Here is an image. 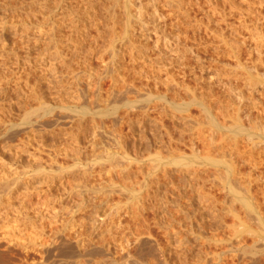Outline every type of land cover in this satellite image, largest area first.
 Listing matches in <instances>:
<instances>
[{
    "label": "rangeland",
    "instance_id": "374dc122",
    "mask_svg": "<svg viewBox=\"0 0 264 264\" xmlns=\"http://www.w3.org/2000/svg\"><path fill=\"white\" fill-rule=\"evenodd\" d=\"M110 1L66 0L65 9L61 5L56 9V0H0V13L5 14L8 24L0 36V175L17 169L23 175L9 197L12 199L5 196L0 203V264H264V233L254 234L260 223L242 201L246 197L264 215V138H257L260 144L251 164L239 162L237 156V160L232 159L230 147L225 148L228 151L223 149V154L213 145L207 147L206 139L203 142L206 136L203 140L195 137L197 130L205 135L213 131L207 114L197 103L200 100L220 125L235 129L239 122L246 130L264 131V0H193L190 5L184 0L189 18L181 23L164 6L169 15L168 32L181 29L184 33L181 45L172 44L178 48L174 51L178 55L171 52L172 47L170 50L161 45L159 50L166 58L161 68L157 62L162 53L153 49L156 36L152 34L149 39L136 34V45L146 44L151 58H159L145 64L136 54L131 62L127 49L131 45L124 48L118 38L115 47H122L123 54L115 62V74L110 73ZM147 2L131 0L130 8L136 13L138 6L145 7ZM119 9L117 18L122 19L123 9ZM120 22L116 25L119 33L124 27ZM195 23H200L198 28L193 26ZM41 57L48 61L49 68ZM118 69L125 76L122 87L128 90L122 95L117 94L122 87L115 83ZM154 72L161 82L157 83ZM75 74L79 76L76 87L63 90ZM60 75L63 87L55 82ZM50 76L55 79L54 86ZM15 80L25 88L23 93L14 85ZM27 81L36 83L35 91L39 90L41 99H27L29 94L24 92L31 85ZM76 88L83 94L80 102L73 98ZM126 98L135 101L136 107L124 106ZM43 101L54 107L58 121L46 118L48 124L43 128L28 125L23 120L27 110L39 107ZM252 101L257 105L250 106ZM67 102L73 108L78 103L79 114L57 108ZM187 103L183 114L175 108ZM116 105L118 110L111 114ZM183 117L189 118L192 125ZM214 134L219 142L222 134ZM244 138L240 137L238 143L240 150H247L244 158L249 159L251 146ZM229 140L224 142L226 147L234 141ZM195 153L219 158L223 155L235 169L223 163L215 166L195 161ZM124 155H130L131 161L125 162ZM176 158L193 163L190 167L175 164ZM255 159L258 163H253ZM115 163H124V167L118 168ZM230 184L236 191L230 190ZM234 213L249 218L248 224L235 226ZM238 231L241 235L236 234ZM159 247L165 250L163 254L157 251ZM221 252H225L223 260L217 257ZM128 254L131 258L125 261Z\"/></svg>",
    "mask_w": 264,
    "mask_h": 264
},
{
    "label": "bare ground",
    "instance_id": "6f19581e",
    "mask_svg": "<svg viewBox=\"0 0 264 264\" xmlns=\"http://www.w3.org/2000/svg\"><path fill=\"white\" fill-rule=\"evenodd\" d=\"M5 1V0H4ZM12 1V0H11ZM55 1V0H54ZM112 1V3H111V12L108 10V14H110V15H108L109 16V19H110V22H111V32L113 33V41H112V43L110 42V44H111V49H110V51L109 52H111V61H112V65H113V67L111 68V72L110 73H114V69H115V67L117 66H115L114 67V65L117 63L116 61H118L119 59L121 60V57H122V54H123V50H121L122 49V47L120 48V49H116V44H115V42H116V40L119 38L120 39V43H121V45L123 46L124 45V48H125V45H127V46H129V45H131V46H129V48H127L128 50V53H129V57H130V61L131 62H134L135 60H136V58H135V56H136V54L138 55V59L140 58L141 59V61L142 62H144L145 64H149V63H153L154 61H153V59L155 60V58H157V57H155V58H151V56H150V53H149V49H147V47H146V44H144V43H142V42H140V43H142V44H137L136 45V41L134 42L133 40H134V35L136 36V34H138V36H141V37H145V38H149L150 39V37L152 36V34H154L155 36H156V38L154 37V39H155V43H154V48L153 49H160V46L161 45H165V46H168V48L170 49L171 47H172V44L174 45V47L175 46H179V45H181L182 44V39H181V35L182 34H184V33H182V31H180L179 29H177V31L175 32V33H173V31H175V30H173V31H171L172 33H170V32H168V30H167V19L169 18V15L168 14H166L165 12H164V6H166V7H168V8H166L167 10L169 9L170 10V12H171V14L172 15H174V16H176L175 18L176 19H178V21L181 23L182 21L181 20H185V19H187V18H189L188 17V9H186V7L184 8V5H183V1L184 0H148L149 2H147L148 4H147V6H145L144 7V5H140V6H138L139 7V9L136 11V13H133L132 12V10H131V8H130V2H131V0H122V2H121V0H111ZM110 1V2H111ZM193 0H188L187 2V5H190L191 4V2H192ZM195 1V0H194ZM193 1V2H194ZM2 2V1H1ZM51 2V1H50ZM64 2H65V4L67 3L66 2V0H56V9L61 5L62 7H64L63 6V4H64ZM3 3V2H2ZM8 3H10L9 1H8ZM20 3V2H19ZM121 3H122V8H121ZM6 4V3H5ZM4 4V5H5ZM11 4V3H10ZM17 4V3H16ZM15 4V5H16ZM21 4V3H20ZM186 4V3H185ZM197 4V3H196ZM2 4H0V6H1ZM18 5V4H17ZM24 5V4H23ZM6 6V5H5ZM10 6H12V5H10ZM19 7H20V5H18ZM70 6V5H69ZM202 6V5H201ZM200 6V7H201ZM2 7V6H1ZM14 7V6H13ZM66 7V6H65ZM65 7H64V9H65ZM5 8V7H4ZM18 8V7H17ZM48 8V7H47ZM53 9H52V11L55 9V7H52ZM69 7H67V9H68ZM118 8H120L119 10H121V9H123V10H121V11H123L122 13L123 14H121L122 15V19H120V17H119V19L117 18V16H120V15H117V13L119 12H117V10H118ZM19 9V8H18ZM64 9L62 10H59L60 12H62V11H64ZM189 9H191V8H189ZM3 10V9H2ZM6 10V9H5ZM32 10V9H31ZM77 10V9H76ZM4 11V10H3ZM28 11H30V9L28 10ZM38 11V10H37ZM37 11H35V12H37ZM58 11V10H57ZM58 11V12H59ZM5 12V11H4ZM34 12V11H33ZM40 12V11H39ZM38 12V13H39ZM54 12V11H53ZM117 12V13H116ZM148 14H147V13ZM49 13V12H48ZM86 13V12H85ZM120 13V12H119ZM168 13V12H167ZM35 14V13H34ZM147 14V17L145 16ZM3 15H4V17H3ZM7 15V14H6ZM54 15V14H53ZM9 16H11V15H9ZM32 16V15H31ZM47 16V15H46ZM75 16V15H74ZM78 16V15H77ZM84 16H86V15H84ZM144 16H145V18H144ZM6 16H5V14L4 13H0V36H1V34H3L4 32H3V30H6V26L8 25L7 24V19L5 18ZM12 18H13V16H11ZM90 17V16H89ZM171 17H173V16H171ZM12 18H10V19H12ZM29 18V17H28ZM108 18V17H107ZM135 18V19H134ZM210 18H211V16H210ZM15 20H16V18H14ZM81 19H82V17H81ZM90 19V18H89ZM172 19V18H171ZM18 20V19H17ZM91 20V19H90ZM98 20V19H97ZM121 20V22H120V24H124V27L122 26V28H123V31L122 32H120L119 33V31H117V27H116V25H117V23H119V21ZM135 20V23H133V21ZM174 20V19H173ZM84 21V20H83ZM86 21V20H85ZM95 21V20H94ZM20 22H21V20H20ZM19 22V23H20ZM34 22V21H33ZM82 22V21H81ZM196 23H197V21H195ZM199 22V21H198ZM10 23V22H9ZM18 23V22H17ZM29 22H27V23H25V24H27V25H29L28 24ZM87 23H88V21H87ZM86 23V24H87ZM95 23V22H94ZM184 23V22H183ZM194 24L193 26L194 27H196V28H198L197 26L198 25H200V23L199 24ZM82 24V23H81ZM97 24V23H96ZM177 24H179L178 22H177ZM187 24V23H186ZM185 24V27L187 26ZM205 24V23H204ZM19 25V24H18ZM24 25V24H23ZM33 25V24H32ZM76 25H78V24H76ZM95 25V24H94ZM203 25V24H202ZM207 25H208V23H207ZM36 26V25H35ZM84 26V25H83ZM205 26V25H204ZM12 27H14V25L12 26ZM85 27V26H84ZM121 27V26H120ZM24 28H25V25H24ZM29 29V26L28 27H26V29ZM44 28V27H43ZM195 28V29H196ZM208 28H209V26H208ZM18 28H16V30H17ZM38 29V28H37ZM84 29V28H83ZM185 29V28H184ZM188 29H190V28H188ZM199 29H201L200 28V26H199ZM206 29V28H205ZM25 31V30H24ZM40 31H43L42 29L40 30ZM195 31V30H194ZM34 32V31H33ZM36 32V31H35ZM186 32V31H185ZM187 32H188V30H187ZM211 32V31H210ZM20 33H21V31H20ZM217 34H219L218 32H216ZM25 34V33H24ZM28 34V33H27ZM36 34V33H35ZM116 34H118V35H116ZM170 34H171V36H170ZM33 35V34H32ZM220 35V34H219ZM24 36V35H23ZM184 36L185 35H183V38H184ZM215 36V35H214ZM217 36V35H216ZM9 37V36H8ZM7 37V38H8ZM20 37V36H19ZM28 37L29 38H33V36H30L29 34H28ZM5 38V37H4ZM14 38V37H13ZM12 38V39H13ZM16 38V37H15ZM14 38V39H15ZM137 38V37H136ZM3 39V38H2ZM6 39V38H5ZM180 39H181V41H180ZM138 40H139V38H138ZM143 40V39H142ZM28 41V40H27ZM119 41V40H118ZM141 41V40H140ZM145 41V40H144ZM143 41V42H144ZM185 41V40H184ZM239 41V40H238ZM246 41V40H245ZM9 42V41H8ZM164 42V43H163ZM243 42V41H242ZM127 43V44H126ZM188 43V42H187ZM187 43H186V45H187ZM109 44V45H110ZM1 45V44H0ZM5 45V44H4ZM25 45V44H24ZM134 45V46H133ZM185 45V44H184ZM189 45V44H188ZM238 45H241V44H238ZM247 45V44H246ZM126 46V47H127ZM191 46V45H190ZM193 46V45H192ZM231 46H232V44H231ZM234 46V45H233ZM242 46V45H241ZM254 46V45H253ZM3 47V46H2ZM174 47H172V51L171 52H174V51H177V50H175V49H178V48H174ZM182 47H183V45H182ZM188 47L189 46H184V48L185 49H188ZM194 47V46H193ZM24 48V47H23ZM30 48V47H29ZM148 48H149V46H148ZM151 48V47H150ZM234 48V47H233ZM236 48V47H235ZM164 49V48H163ZM237 49V48H236ZM238 49H239V47H238ZM238 49H237V51H238ZM251 49V48H250ZM256 49V48H255ZM259 49V48H258ZM1 50V49H0ZM27 50V49H26ZM152 50V49H151ZM155 50H153L154 52H155ZM171 50V49H170ZM29 51V50H28ZM107 51V50H106ZM160 51V53H162V54H160L159 56H160V60H158V62H157V64H159V66H161V68H163L162 67V65L164 64H162V61L164 60V59H166L164 56L165 55H163V51L161 52V50H159ZM180 51V50H179ZM178 51V52H179ZM186 51H188V50H186ZM185 51V52H186ZM259 51V50H258ZM105 52V51H104ZM108 52V51H107ZM166 52H167V49H166ZM182 52H184V49H183V51ZM197 52V51H196ZM260 52V51H259ZM27 53V52H26ZM175 53V52H174ZM180 53H181V51H180ZM188 53V52H187ZM189 53H190V51H189ZM193 53V52H192ZM15 54L17 55V52H15ZM30 54V52H28V55ZM152 54V53H151ZM153 54H155V53H153ZM152 54V55H153ZM177 53H175V55H176ZM182 54V53H181ZM186 54V53H185ZM195 55H198L197 53H194ZM31 55V54H30ZM169 55V54H168ZM174 55V56H175ZM178 55V54H177ZM189 55V54H188ZM126 56V55H125ZM171 56V55H170ZM173 56V57H174ZM185 55H184V53H183V57H184ZM191 56V55H190ZM194 56V55H193ZM200 56V55H199ZM260 56L261 55H259V58H260ZM19 57V56H18ZM31 57V56H30ZM107 57H108V55H107ZM167 57V56H166ZM178 57V56H177ZM192 57V56H191ZM197 57V56H196ZM196 57H194V58H196ZM14 58V57H13ZM102 58V57H101ZM157 58V59H158ZM175 58V57H174ZM193 58V57H192ZM137 59V60H138ZM197 59H199V57L197 58ZM20 60V59H19ZM22 60V59H21ZM40 60H43L44 61V64H45V66L47 67V68H49V63H48V61L45 59L44 60V58L43 57H41L40 58ZM61 60V59H60ZM169 60V59H168ZM171 60H173V59H171ZM170 60V61H171ZM196 60V59H195ZM200 60V59H199ZM36 61V60H35ZM39 61V60H38ZM198 61V60H197ZM24 62V61H23ZM116 62V63H115ZM125 62V61H124ZM165 62V61H164ZM178 62V61H177ZM179 62H181L180 60H179ZM182 62H183V60H182ZM122 63V62H121ZM169 63V62H168ZM172 63V62H171ZM30 64H32L33 65V62H31V63H29V65ZM35 64V63H34ZM39 64V63H38ZM136 64H138V63H136ZM141 64V63H140ZM167 63H165V65H166ZM23 65H24V63H23ZM64 65V64H63ZM118 65H119V63H118ZM143 65V64H142ZM182 65V64H181ZM184 65V64H183ZM6 66V65H5ZM9 66V65H8ZM28 66V65H27ZM31 66V65H30ZM53 66V65H52ZM60 66V65H59ZM87 66H89V65H87ZM92 66V65H91ZM123 66H124V64H123ZM135 66H139V65H135ZM164 66V65H163ZM168 66V65H167ZM2 67V66H1ZM7 67V66H6ZM23 67V66H22ZM54 67V66H53ZM109 67V66H108ZM119 67V66H118ZM121 67V66H120ZM148 67H150V65L148 66ZM155 67V66H154ZM185 67V66H184ZM51 68V67H50ZM88 68V67H87ZM86 68V69H87ZM91 68V67H90ZM117 68V67H116ZM126 68V67H125ZM129 68V67H128ZM128 68H126V69H128ZM141 68H143V67H141ZM22 69V68H21ZM30 69V68H29ZM71 69V68H70ZM89 69V68H88ZM107 69V68H106ZM110 69V68H109ZM108 69V70H109ZM121 69V68H120ZM138 69V68H137ZM144 69H145V67H144ZM165 70H166V72H167V70L168 69H166V67L164 68ZM56 70V69H55ZM54 70V68L52 69V71H55ZM119 70V69H118ZM131 70V69H130ZM149 70V69H148ZM154 70V69H153ZM157 70V69H156ZM26 71V70H25ZM48 71H50V69H48ZM67 71H69V70H67ZM113 71V72H112ZM115 71H116V69H115ZM132 71V70H131ZM163 71V70H162ZM183 71V70H182ZM21 72V71H20ZM19 72V73H20ZM30 71H28V73H29ZM56 72H57V70H56ZM148 72V71H147ZM150 72V71H149ZM169 72V71H168ZM183 72H185V71H183ZM23 73V72H22ZM58 73V72H57ZM69 73V72H68ZM72 73H73V71H72ZM26 74V73H25ZM56 74V73H55ZM86 74V73H85ZM115 74V73H114ZM144 74H146V73H144ZM143 74V75H144ZM149 74V73H148ZM147 74V75H148ZM152 74H153V72H152ZM162 74V73H161ZM173 75H174V73H172ZM1 75V74H0ZM8 75V74H7ZM15 75H16V73H15ZM27 75H29V74H27ZM30 75H32V72H31V74ZM52 76L54 75V73L53 74H51ZM68 75V74H67ZM90 75H92V74H90ZM109 75V74H108ZM117 77H118V79H116L115 77H113V78H115V80L117 81V82H115L116 84H117V86L119 87V86H121L122 87V85L123 84H121V83H123L124 82V77L125 76H122L123 75V73L121 74L120 73V70L117 72ZM157 75H158V77H159V74L158 73H156V72H154V78H155V80L157 81V79H158V77H157ZM20 76V75H19ZM52 76H50L51 77V79L49 78V81L51 82V80H52ZM149 76H151V75H149ZM169 77H170V75H168ZM13 77V76H12ZM29 77H31V76H29ZM28 77V79H30ZM54 77V76H53ZM69 77V76H68ZM71 77V80H68V82H70L69 83V86L67 87H65V84H64V87L62 86L63 85V78H62V76L60 75V77L59 76H57V78H56V81L55 82H58V83H60L59 84V86L61 85L62 87V89L64 90V89H67V88H69V87H76L75 85H77V83H78V78H79V76L78 75H71L70 76ZM90 77V79L92 78L91 76H89ZM140 77H141V75H140ZM153 77V76H152ZM165 77H167V76H165ZM213 77V76H212ZM219 77V76H218ZM10 78V77H9ZM8 78V79H9ZM17 78H18V76H17ZM24 78H26V77H24ZM108 78H112V77H108ZM172 78V77H171ZM5 79H6V77H5ZM70 79V78H69ZM160 80H161V78H159ZM3 80V79H2ZM13 80V79H12ZM18 80V79H17ZM17 80H15L16 81V83H14V85H16L17 87L16 88H19V89H21L22 88V93H23V91H25V88H23V86H22V84H21V86L22 87H20V85L18 84V82L19 81H17ZM25 80H27V79H25ZM55 80V79H54ZM54 80H52L53 81V86H54ZM154 80V81H155ZM171 80V79H170ZM221 80V78L219 79V81ZM227 80H230V79H227ZM226 80V81H227ZM8 81V80H7ZM10 81H11V79H10ZM14 81V82H15ZM21 81V80H20ZM30 81V80H29ZM29 81H27V84L29 83V84H31L30 85V88H29V91H30V93H28V92H24V94L26 93V96H27V94H29L28 95V97H27V99L29 98V96L31 97V99L33 100V99H35L34 97H36V98H40L41 99V93H38L39 92V90H38V92H36L35 91V84L37 83V79L35 80L36 81V83H34V84H32V83H30ZM34 81V82H35ZM98 81H99V79H98ZM146 81V80H145ZM164 81V80H163ZM169 81V80H168ZM218 81V82H219ZM1 82V81H0ZM5 82H6V80H5ZM9 82V81H8ZM113 82H114V80H113ZM152 82V81H151ZM159 82H161V81H159ZM158 81H157V83H159ZM172 82V81H171ZM224 82V81H223ZM222 82V83H223ZM231 82V81H230ZM10 83H12L13 84V82H10ZM10 83H8V84H10ZM20 83V82H19ZM163 83V82H162ZM168 83V82H167ZM166 83V84H167ZM173 83V82H172ZM2 84V83H1ZM0 84V85H1ZM5 84H7V83H5ZM47 84H50V83H47L46 82V85ZM225 84H226V82H225ZM224 84V85H225ZM11 85V84H10ZM55 85H56V83H55ZM58 85V84H57ZM115 85V84H114ZM147 85V84H146ZM229 85V84H228ZM9 86V85H8ZM37 86V85H36ZM50 86V85H49ZM116 86V85H115ZM124 86H125V84H124ZM133 86V85H132ZM151 86V85H150ZM26 87V86H25ZM79 87H80V85H79ZM158 87V86H157ZM185 87H186V85H185ZM2 87H0V89H1ZM61 88H60V90H61ZM151 88V87H150ZM227 88V87H226ZM6 89V88H5ZM14 89V88H13ZM24 89V90H23ZM27 89V88H26ZM47 89V88H46ZM75 89V88H74ZM77 89V88H76ZM83 89V88H82ZM120 89V88H119ZM128 89H130V87L128 86ZM190 89V88H189ZM225 89V88H224ZM227 89H229V88H227ZM80 90V89H79ZM78 89L77 90H75L76 92H75V95L76 96H74L73 95V98L76 100V102L79 100V102H80V99H81V97H82V95L83 94H81L82 92L81 91H79ZM117 90V89H116ZM124 90V91H123ZM230 90V89H229ZM4 91V90H3ZM46 91V90H45ZM62 91V90H61ZM72 91V90H71ZM71 91H69V92H71ZM119 91V92H118ZM126 91L128 92V90H125L123 87H122V90H117V94L118 95H122L123 93H126ZM42 92V91H41ZM68 92V91H67ZM116 92V91H115ZM4 93V92H3ZM21 93V95H23ZM74 93V92H73ZM195 93H196V91H195ZM69 94V93H68ZM201 94V93H200ZM4 95V94H3ZM16 95V94H15ZM43 95V94H42ZM203 95V94H202ZM226 95V94H225ZM44 96H45V94H44ZM72 96V95H71ZM100 96V95H99ZM17 97V96H16ZM147 97L148 98H151V93L149 94L148 93V95H147ZM45 99V97H43L42 96V99ZM47 98V97H46ZM97 98H99V97H97ZM157 98H160V97H157ZM161 98H163L164 99V97L162 96ZM10 99V98H9ZM23 99H24V97H23ZM26 99V98H25ZM100 99V98H99ZM259 99H261V98H259ZM258 99V104L260 103V104H262V102L260 101ZM47 100V99H46ZM72 100V99H71ZM194 100H196L197 101V99H193V101ZM11 101H13V100H11ZM24 101V100H23ZM29 101V100H28ZM34 101H37V100H34ZM95 101V100H94ZM98 101V100H97ZM16 102V101H15ZM19 102V101H18ZM50 102V101H49ZM71 102V101H70ZM204 101H202V100H200V101H197V103H199V105H200V107H201V109L203 110V111H205V113L207 114V118H208V120L210 121V123H211V128H213V131H212V129H211V131H212V133H209V132H205L206 133V135L204 134V131L203 130H197V136H195V130L194 131H190V132H193V136H195L197 139L199 138H201L202 140H203V137H205L204 138V140H203V142L205 141V139H206V141L208 142H206V143H204V144H206L207 145V147H209V149H210V146H212L213 145V147L215 148V149H217V150H219V149H225V148H231L229 151L227 150V149H225V150H227L230 154V156L232 157V159H238V158H236V156L237 157H240V159L238 160L239 162L241 161V163L243 162V163H245V162H250V161H254V158H255V151H257L255 148L257 147V146H259V144H260V141H257L258 139L257 138H259V139H261V137L262 138H264V131L262 130V129H258V132H257V130L256 131H250L249 129L248 130H246L244 127H243V125L241 126V124H238L237 123V125L235 126V129H232V128H230L229 126H226V125H220L218 122H217V120H215V117H214V115H212L211 113H210V110H209V108L208 107H206V105H205V103H203ZM25 103V102H24ZM68 104H63V105H58L57 106V108H59V109H61V111H73V112H76V113H78L79 112V109H78V103L74 106V108H73V106H71V105H73V104H69V102H67ZM238 103H239V101H238ZM252 103L253 104H251L250 106H255V105H257V102L255 103V102H253L252 101ZM27 104H29V103H27ZM26 104V105H27ZM74 104H75V101H74ZM122 104L124 105V106H126L127 108H129V109H133L134 107H136L135 106V101H132V100H129L128 98H126V100H123V102H122ZM247 104V103H246ZM188 103L186 104V106H184V107H175L176 109H178V111H180L181 113L182 112H184V111H186L187 110V107H188ZM56 106V105H55ZM244 106V105H243ZM242 106V107H243ZM246 106V105H245ZM248 106V105H247ZM4 107V106H3ZM5 108V107H4ZM118 108H119V105H116L115 107H114V110L111 112V114L112 113H116V111L118 110ZM172 108H174V107H172ZM174 108V109H175ZM237 108H238V106H237ZM237 108H236V110H237ZM248 108V107H247ZM250 108V107H249ZM262 108L263 109H261V111H263V115H264V105H262ZM53 109H54V107H53ZM53 109L51 108V105H50V103H48V101L46 102V101H43V103L41 102V105L39 106V107H37V108H32L30 111H28L27 110V114L23 117V120H25L26 121V123H28V125H30V126H35V128L37 127V126H40V127H42L43 128V126L45 125V123H46V121H47V119L49 118V120H52V121H58V120H56V115H54L53 114ZM41 110V111H40ZM58 110V109H57ZM40 111V112H39ZM259 111H260V109H259ZM60 112V111H59ZM67 112V113H68ZM188 112H189V110H188ZM63 113V112H62ZM97 113L99 114V111H97ZM180 113V114H181ZM185 113V112H184ZM262 113V112H261ZM33 114L35 115V116H37L35 119L33 118ZM79 114V113H78ZM183 114V113H182ZM247 114H248V116H249V114H250V112H247ZM64 115H65V113H64ZM175 115V114H174ZM34 116V117H35ZM59 116V115H58ZM188 116V115H187ZM189 116H191V115H189ZM53 117H55V120H53ZM193 116H191V118L190 119H193L192 118ZM47 118V119H46ZM52 118V119H51ZM63 118V117H62ZM73 118V117H72ZM80 118H81V116H80ZM83 118V117H82ZM185 118V119H184ZM217 118V117H216ZM34 119V120H33ZM59 119V118H58ZM22 120V121H23ZM68 120V119H67ZM182 120H185V121H188V122H190V124H191V122L192 121H189V118H187V117H183V119ZM82 121V120H81ZM94 121V120H93ZM51 122V121H50ZM49 122V123H50ZM55 122V123H56ZM61 122V121H60ZM194 122V121H193ZM59 123V122H58ZM195 123V122H194ZM22 124V123H21ZM46 124H48V122L46 123ZM80 124V123H79ZM189 124V125H190ZM195 124H197L196 126H199V125H201V123L200 122H197V123H195ZM57 125H59V124H57ZM188 125V124H187ZM188 125V126H189ZM192 125V124H191ZM194 125V124H193ZM17 126H18V124H17ZM20 126V125H19ZM22 126V125H21ZM46 126H49V125H46ZM56 126V125H55ZM60 126V125H59ZM58 127V126H57ZM80 127V126H79ZM99 127H101V126H99ZM190 127H192V126H189V128ZM30 128H33V127H30ZM51 128V127H50ZM40 129V128H39ZM190 129H194L193 127L192 128H190ZM200 129H201V127H200ZM34 130V129H33ZM78 131V130H77ZM201 131V132H200ZM219 132L220 133V140H219V142L217 141L216 142V137H215V132ZM224 131V132H223ZM261 131V132H260ZM36 132V131H35ZM39 132V131H38ZM42 132V131H41ZM48 132V131H47ZM44 133V132H43ZM208 133H209V135H208ZM260 133H261V135H260ZM39 135V134H38ZM41 135V134H40ZM245 136V138L244 139H246V140H248L249 141V145L248 146H251V151L249 152L250 153V157H247V158H249V159H246V158H244V152L246 151L247 152V150L245 149V151H244V149H243V151L242 150H240V147H239V145H240V143H238V142H240V141H242L241 139H240V137L242 138V136ZM37 136V135H36ZM41 137V136H40ZM194 137V138H195ZM195 138V139H196ZM196 139V140H197ZM198 139V140H199ZM227 139H230L229 140V142H231L232 140H234L233 142H232V145L231 144H229L230 146H228V147H226L225 146V144H226V142H225V140H227ZM232 139V140H231ZM202 141H201V143H203ZM224 142H225V144H224ZM245 142V141H244ZM247 142V141H246ZM245 142V143H246ZM228 143V142H227ZM242 143V142H241ZM243 145V144H242ZM212 147V148H213ZM248 148H250V147H248ZM221 150V151H222ZM248 151H249V149H248ZM224 150H223V154H224ZM198 153V152H197ZM227 153V152H226ZM225 153V154H226ZM228 154V153H227ZM245 155H247V153L245 154ZM130 156V155H129ZM128 155H124V159H125V162H129V160L131 159L130 157H129ZM222 157H224L223 155H222ZM219 158V157H216V156H213V155H209V154H207V155H203V156H198L196 153L193 155V160H200V161H203V162H206V163H208V164H212V165H215V166H217L218 164H221V163H223V164H226L228 167H229V165L231 166L232 164H227V162L228 161H225L224 159L225 158ZM235 157V158H234ZM135 159V158H134ZM132 160H133V158H132ZM195 160V161H196ZM131 161V160H130ZM174 161H177V162H174L175 164H185L186 166H188V167H190V165L193 163V161H191V160H188L187 158H176ZM195 161H194V163H195ZM237 161V162H238ZM234 162H235V160H234ZM236 162V163H237ZM258 163V161H256V159H255V162H253V163ZM113 163V162H112ZM230 163V162H229ZM251 163V162H250ZM249 163V164H250ZM114 164V163H113ZM252 164V163H251ZM115 165L118 167V165H119V167L118 168H120V166L121 167H124V163H115ZM157 165H161V162H160V164L158 163ZM156 165V169L158 168V166ZM236 165V164H235ZM255 165V164H254ZM112 166V165H111ZM233 166V165H232ZM232 166H231V168H232ZM258 166V165H257ZM113 167H114V165H113ZM122 169V168H121ZM125 171H126V168H123ZM122 169V170H123ZM233 169H235V168H232V170ZM10 171V170H9ZM151 171V170H150ZM155 171V170H154ZM230 172V171H229ZM235 172V171H234ZM150 173V172H149ZM232 173V172H231ZM231 173H230V175H231ZM154 174V173H153ZM22 172H21V174H20V172L18 171V169L17 170H14V171H11V172H8V170L6 171H4L3 172V174L2 175H0V191L3 193L2 194V196L0 195V203L2 202V200L4 201V198H5V196L8 198V199H12V198H9V197H11V195L12 194H14V189L16 188V186H18L17 184H19L18 183V181L20 182V178H22ZM221 176V175H220ZM229 177V176H228ZM228 181V180H227ZM230 187H231V189L230 190H232L233 192L234 191H236V189H234L233 188V184L231 185L230 184ZM107 190V188H98V191H106ZM240 190V189H239ZM0 192V193H1ZM97 192V191H96ZM239 192V191H238ZM242 192V191H241ZM16 193V192H15ZM103 193V192H102ZM236 193V192H235ZM241 194V193H240ZM14 198V197H13ZM242 201H243V203H244V205H245V207H247V209L251 212L250 213V215L251 214H253L255 217H256V219H258V221H259V223H260V225L257 227L258 229L254 232V234L255 235H261V234H263L264 233V219H263V214L261 213L262 211L259 209V206H257V207H255L254 205H253V203L249 200V199H247L246 197H242ZM139 203V202H138ZM1 205V204H0ZM139 205V204H138ZM139 207V206H138ZM138 207H137V209H138ZM141 207V206H140ZM4 208V207H3ZM143 208V207H142ZM141 208V209H142ZM5 209V208H4ZM10 210V209H9ZM6 211V210H5ZM55 211V210H54ZM58 212V211H57ZM70 212V211H69ZM72 212V211H71ZM3 213V212H2ZM73 213V212H72ZM235 215V221H234V224H235V226L236 225H241V224H248V220H250L249 218H247L246 220L243 218H241V217H239L238 215H236V213H234ZM263 216H262V215ZM75 215V214H74ZM253 216V217H254ZM248 217V216H247ZM253 217H251V218H253ZM255 217H254V219H255ZM74 218V217H73ZM101 220V219H100ZM252 221H253V219H251ZM238 222V223H237ZM97 223V222H96ZM98 223H99V221H98ZM251 225V224H250ZM234 226V225H233ZM140 232V231H139ZM138 232V233H139ZM137 234V233H136ZM237 235H241L240 234V231H238L237 233H236ZM132 235V234H131ZM139 235V234H138ZM125 237H126V235H124ZM130 236V235H129ZM133 236V235H132ZM131 237V236H130ZM137 237H139V236H137ZM128 238V237H127ZM139 240L141 239V238H138ZM123 239H121V241H120V243L121 242H123L122 241ZM125 240H128V239H125ZM138 240V241H139ZM130 241V240H129ZM136 241H137V238H136ZM140 242V241H139ZM78 243V242H77ZM119 243V244H120ZM128 243V242H127ZM33 244H35V243H33ZM124 244V243H123ZM126 244V243H125ZM76 245H80V244H76ZM127 245H129V243L127 244ZM126 245V246H127ZM28 247V246H27ZM123 248V246L122 245H120V248ZM128 247V246H127ZM126 247V248H127ZM79 248V247H78ZM129 248V247H128ZM81 249V248H80ZM104 250V249H103ZM102 250V251H103ZM156 250V249H155ZM164 250V249H163ZM162 249L160 250V247H159V249L157 250V251H159V253H162L163 254V252L165 251H163ZM26 251V250H25ZM163 251V252H162ZM123 252V251H122ZM125 252V251H124ZM104 253V252H103ZM127 253H128V251H127ZM224 253L225 252H221V253H218V259H221V257L224 255ZM131 254V253H130ZM130 254H128L127 255V257H125V261H128L130 258H131V256H130ZM154 254H155V252H154ZM121 255V254H120ZM155 255H157V254H155ZM161 255V254H160ZM126 256V255H125ZM158 256H159V254H158ZM216 257V258H217ZM215 258V259H216ZM221 260H223V259H221ZM220 260V261H221ZM258 261V260H257ZM112 263H114V262H112ZM211 263V262H210ZM3 264H5V262H3ZM207 264H209V263H207ZM212 264H215V263H213L212 262Z\"/></svg>",
    "mask_w": 264,
    "mask_h": 264
}]
</instances>
